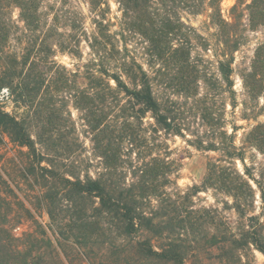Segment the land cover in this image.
I'll return each mask as SVG.
<instances>
[{
  "label": "rangeland",
  "instance_id": "rangeland-1",
  "mask_svg": "<svg viewBox=\"0 0 264 264\" xmlns=\"http://www.w3.org/2000/svg\"><path fill=\"white\" fill-rule=\"evenodd\" d=\"M39 3L35 30L27 28L18 7L0 5V17L11 26L0 60L13 64L15 57L19 61L29 57L48 80L55 78L39 95L38 109L29 108L19 96L9 97L6 87L0 92L2 108L25 120L36 149L21 146L0 129V224L10 231L0 234L6 240L2 253L18 250L13 256L19 264L25 255L33 264H119V259L135 254L131 244L142 241V236L124 237L116 228L109 229V221L93 209L98 207L95 200L75 199L77 208H69L61 201L63 182L54 180V174L83 181L107 174L102 156L110 140L109 152L116 154L110 179L117 185L136 183L135 169L144 162L167 157L172 162L169 183L160 177L156 185L178 208L180 251L188 253L186 264H264V254L254 246L237 249L230 239L232 233L257 227L264 243V200L256 184L251 182L254 197L243 205L244 215L225 191L205 184L208 164L229 160L222 150L233 142L264 186V152L249 140L254 128L264 124V89L253 97L243 80L264 43V27L250 22L251 0ZM231 50L233 91L219 69V62L226 60L224 53ZM124 60L143 66L180 133L155 132V119L148 113L142 120L143 136H95L105 107L100 92L87 102L84 76L107 70L125 79ZM107 95V122L115 125L119 106L127 105V99L115 92ZM88 104L94 105L93 117ZM210 144L222 150L209 151ZM234 166L244 173L240 160ZM160 205L154 200L158 218ZM74 208L77 217H72ZM50 212H56L53 220ZM84 213L92 222L89 227L81 220ZM153 243L165 244L161 239Z\"/></svg>",
  "mask_w": 264,
  "mask_h": 264
},
{
  "label": "trees",
  "instance_id": "trees-1",
  "mask_svg": "<svg viewBox=\"0 0 264 264\" xmlns=\"http://www.w3.org/2000/svg\"><path fill=\"white\" fill-rule=\"evenodd\" d=\"M2 3V4H1ZM0 5L6 7L16 6L20 9L23 21L27 28L35 30L39 27L40 18L38 15L39 0H0ZM250 22L253 25H260L264 27V0H251L248 5ZM11 36V26L8 20L0 17V51L4 49V45ZM157 46V44H153ZM238 46H235L236 49ZM224 53L223 57L226 60L219 62V69L227 86L233 91L234 82L233 75V53ZM231 55V58H230ZM229 57V59L227 58ZM0 60V92L3 88H8V96L15 98L19 96L29 108L37 109L40 102L38 97L53 77L48 80V75L40 71L36 60L29 62V57L19 61L18 58H13V64ZM124 67V77L118 73H110L107 70L103 72L89 71L85 74L84 79L87 86L86 100L92 102V94L100 92L101 103L105 107L100 114L102 118L101 124L96 126L93 130L95 136H143V119L148 113L153 114L156 122L155 132L163 131L165 133H180V130L173 120L168 115V112L162 108L161 100L157 98L154 93L153 84L149 74L144 70L143 66L136 60L128 62L124 60L121 62ZM39 69V72L35 70ZM105 67V66H104ZM79 76H75L77 79ZM244 84L251 96L258 97L264 89V43L261 44L255 54L251 71L244 77ZM114 82L115 86H112ZM110 92L119 93L127 99V105L119 106L118 119L116 124L107 122L109 113L106 112L107 94ZM108 105V104H107ZM88 114L93 117L95 115L94 105L88 104ZM106 121V122H104ZM139 122V128L136 126ZM104 122V123H103ZM0 129L8 133L21 146L29 148L36 152L35 143L31 138L30 133L26 127L25 120L19 119L11 113L5 111L1 106L0 101ZM141 129V130H140ZM124 137L121 139V141ZM118 140V139H117ZM252 143H255L262 152H264V124L254 128L249 137ZM135 139L132 140L133 146ZM139 140H137L138 142ZM109 150L103 154L105 161V173L103 176L93 179L88 177L83 181L80 178L74 180L60 177L59 174H54L53 169L44 168L47 172L54 174L56 182H63L61 201L68 202L69 208L76 207L75 199L96 201L98 207H94V211L101 217H105L109 221V229L116 228L124 237H131L134 235L142 236V241L131 244V250L135 254L119 259V264H186L187 252L180 251V214L177 206H174L172 199L165 198V192H159L156 180L160 177L166 179L168 182V175L172 167V162L169 158L155 159L150 162H144L141 166L135 169L137 182L131 185L122 184L117 185L110 179L111 172L116 167V154L110 153V140L108 141ZM203 146V144H202ZM231 148L222 150L216 144H210L206 147L209 151H224V157L229 160L210 161L207 168V176L205 184L219 190H223L230 197L233 198L235 209L244 215L242 207L249 198L254 197V188L251 182H254L261 192V197L264 200V186L251 174L250 170L245 164V157L243 152L231 142ZM107 148V147H106ZM108 149V148H107ZM240 160L245 168L244 173H241L234 166L235 160ZM226 164H222V163ZM115 167H114V165ZM109 176V177H107ZM61 182V183H62ZM165 195V196H164ZM154 200L160 201V212L162 218L157 217V212L153 210ZM58 210L57 217L64 211ZM53 210V209H52ZM51 211V210H50ZM56 212H50V217L56 218ZM84 219L85 225L89 227L92 223L87 218ZM77 217V211L73 210L72 217ZM158 219H157V218ZM253 219V218H252ZM88 222L90 224H88ZM75 222V219L72 220ZM10 232L6 230L5 226L0 224V234ZM154 239H161L165 242L162 246H155ZM232 243L236 245L237 249H244L245 247L254 246L258 251L264 254V243L261 239V231L257 227L252 229H245L241 234L230 235ZM5 239L0 237V264H19L18 260L14 258L13 252L2 253V247L5 246ZM187 256V257H186ZM31 256H24L22 264H33Z\"/></svg>",
  "mask_w": 264,
  "mask_h": 264
}]
</instances>
